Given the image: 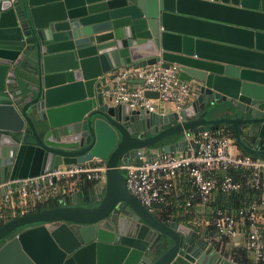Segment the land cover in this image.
I'll use <instances>...</instances> for the list:
<instances>
[{
    "label": "water",
    "instance_id": "95a60500",
    "mask_svg": "<svg viewBox=\"0 0 264 264\" xmlns=\"http://www.w3.org/2000/svg\"><path fill=\"white\" fill-rule=\"evenodd\" d=\"M158 63L193 85L189 107L132 109L103 92L111 70ZM221 125L264 159V0H0V184L106 166L91 190L2 224L0 264H240L158 218L120 169Z\"/></svg>",
    "mask_w": 264,
    "mask_h": 264
},
{
    "label": "built area",
    "instance_id": "2783aa9c",
    "mask_svg": "<svg viewBox=\"0 0 264 264\" xmlns=\"http://www.w3.org/2000/svg\"><path fill=\"white\" fill-rule=\"evenodd\" d=\"M179 66L168 68L160 63L134 67H120L111 70L103 90L116 104H128L132 109L157 111V101L172 103V111L180 112L195 97L193 85L179 78ZM157 91L159 99H152L145 92ZM196 144L199 150L196 154ZM235 139L229 135L205 132L192 140L188 151L180 153H160L153 160L139 152V162L121 164L126 173L127 186L151 211L156 203L165 200L175 186V178L187 174L195 186L189 194L187 206L194 201L206 205L214 193L238 191L243 187L227 172L230 168L249 172L247 186L261 191V201L252 202L238 213H229L218 208H210L213 230L208 236L211 244L232 239L245 232V248L253 256L255 264H264V159L234 153ZM106 166L101 161L94 163L59 166L37 177L14 179L0 184V217L3 210H19L20 215L28 213V206L44 202L50 195L65 196L77 192L83 181H101L105 178ZM21 182V186L10 187ZM7 189L2 192L3 189Z\"/></svg>",
    "mask_w": 264,
    "mask_h": 264
},
{
    "label": "trees",
    "instance_id": "16d2710c",
    "mask_svg": "<svg viewBox=\"0 0 264 264\" xmlns=\"http://www.w3.org/2000/svg\"><path fill=\"white\" fill-rule=\"evenodd\" d=\"M213 132L222 133V134L234 137L231 131L223 128V125H221L218 129H214ZM243 154H247V153L243 152ZM227 173L231 175L235 181L241 182L243 184V187L238 191H233L230 193H225V192H222L221 190L216 191L214 195L212 196V198L209 200L208 204H206L208 207L218 208V209H221L229 213H238L241 209H246L252 202L261 201V191L258 189L252 188L250 186H247L246 184L249 178V172L247 170L230 168ZM192 186L194 189L195 186L193 184ZM168 194L166 195L164 201L158 202L154 205L153 211L156 209L154 211L155 212L154 214L162 220H169L171 219L173 215H176L178 212L184 215L182 217L180 216L181 218L184 217L186 219L190 217L192 214V211L190 210V208L187 207L186 203L184 204V207L185 208L187 207L186 208L187 210H183L181 208L180 209L174 208L172 204L167 203L168 198H169ZM60 197L62 196L52 194L44 202L38 203L37 206L34 207L35 209L33 208V210L31 211L38 210V209H44L47 207H53L57 205V202ZM29 208L30 206H28V209ZM3 213L4 215L0 217V226L13 218L20 216L19 210L15 211L13 209L5 208L3 210ZM261 214L264 217V207L261 209ZM180 217H177V219L181 220ZM208 227H209V230H213V225H209ZM245 228H247V226H245ZM231 253L234 254L235 261L239 262L240 264H254V262L252 260H249V258L247 257L245 248L236 247L232 249Z\"/></svg>",
    "mask_w": 264,
    "mask_h": 264
},
{
    "label": "crops",
    "instance_id": "0c3cea01",
    "mask_svg": "<svg viewBox=\"0 0 264 264\" xmlns=\"http://www.w3.org/2000/svg\"><path fill=\"white\" fill-rule=\"evenodd\" d=\"M107 76H108V74H104L103 77L100 78L102 90H104V88H105ZM194 98L195 97H193L191 99V101L185 106V108H187L191 105ZM162 107L170 110V108H173V104L172 103H163V102H161V100L157 101V109H160ZM219 113L220 112L214 113L213 117H217L219 115ZM235 145L236 146L233 147L232 151L234 153L242 154L243 151L239 148V146H237L236 142H235ZM94 162H96V161H94ZM94 162H91V163H94ZM190 181L191 180L187 174L183 173V174L178 175L175 178L174 188L168 194L169 198H168L167 203L172 204L174 208H177V209L181 208L183 210H187L186 208L188 206L185 208L184 204L187 203L189 194H191L194 191L193 186H192ZM97 183H99V181H83L79 185V189L77 191L82 190V189L87 190V191L91 190L93 188V186ZM6 190L7 189L5 188L2 190V192H5ZM187 193H189V194H187ZM36 206L37 205H35V206L31 205L30 208L28 209V212H31V210H33V208ZM188 208H190V210L192 211V214L190 217H188L186 219L184 217L181 218L184 215L182 213L178 212L176 215H173L171 217V219H169V220H175V221L179 222L181 225H185V226L190 227L192 230H195L197 234L203 236L204 239H206L208 241V236L212 232V230H209V227H208L209 225H211L210 224V220H211L210 208L211 207H208L207 205H202L199 203L198 200H195L194 205L191 207H188ZM154 211H153V213H155ZM177 217H180L181 220H178ZM245 230H246V228L243 229V232L241 234H239L238 236H236L232 239H229V240H226L223 242H219V243H216L214 245L209 243V241H208V243H209V245L215 246L218 249V251L230 256L235 261L234 254H232L231 252H232V249H234L236 247L245 248V242H246V235L244 232ZM245 251H246V255L249 258V260H252L254 262L252 254L250 252H248L246 250V248H245ZM235 262H237V261H235ZM237 263H239V262H237ZM254 264H255V262H254Z\"/></svg>",
    "mask_w": 264,
    "mask_h": 264
}]
</instances>
